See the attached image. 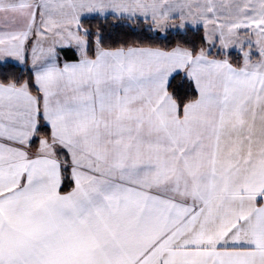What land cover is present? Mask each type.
<instances>
[{"label":"snow or ice","instance_id":"obj_1","mask_svg":"<svg viewBox=\"0 0 264 264\" xmlns=\"http://www.w3.org/2000/svg\"><path fill=\"white\" fill-rule=\"evenodd\" d=\"M0 264H264V0H0Z\"/></svg>","mask_w":264,"mask_h":264}]
</instances>
